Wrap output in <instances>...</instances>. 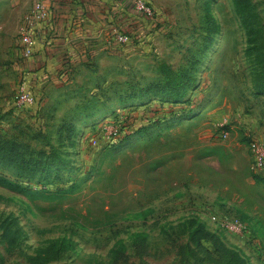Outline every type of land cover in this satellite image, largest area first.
<instances>
[{"label":"rangeland","instance_id":"rangeland-1","mask_svg":"<svg viewBox=\"0 0 264 264\" xmlns=\"http://www.w3.org/2000/svg\"><path fill=\"white\" fill-rule=\"evenodd\" d=\"M148 1L121 56L38 88L32 106L13 103L19 72L1 68L0 140L64 163L27 172L0 157V264H264V170L249 152L264 144V0L249 28L232 0ZM161 65L194 76L184 103L138 101Z\"/></svg>","mask_w":264,"mask_h":264},{"label":"crops","instance_id":"crops-1","mask_svg":"<svg viewBox=\"0 0 264 264\" xmlns=\"http://www.w3.org/2000/svg\"><path fill=\"white\" fill-rule=\"evenodd\" d=\"M35 1L0 0V71L8 63L19 79L26 77L33 94L45 85L63 83L71 72L87 71L92 61L121 56L113 51L119 47L113 42L114 30L131 35L143 31L133 0H40L48 17L37 25L33 53L26 59L19 34Z\"/></svg>","mask_w":264,"mask_h":264},{"label":"trees","instance_id":"trees-1","mask_svg":"<svg viewBox=\"0 0 264 264\" xmlns=\"http://www.w3.org/2000/svg\"><path fill=\"white\" fill-rule=\"evenodd\" d=\"M232 5L234 12L241 17L242 23L246 28H249L255 17L254 5L251 0H232ZM160 72L163 77L159 83L147 86L138 101H141L142 104H146L150 99L159 101L160 104L164 102H172L171 104L184 103L186 98H188V91L194 87V76L187 70L175 71L166 65L160 66ZM64 128L70 131L69 134L74 130L72 123L64 124ZM0 157L15 163L20 169H24L27 172L30 170H36L40 173L50 172L51 170L57 172V169L59 170L60 166L64 163V160L54 150H50L49 153L39 151L34 157L32 154H25L20 151L13 141L3 140H0ZM252 178L256 182L263 181V177L255 173L252 174ZM0 182L6 183L7 181L0 179ZM194 222L191 221L188 225L190 227L195 226L193 233L200 237L204 231L200 224H195ZM9 244L14 245L13 243ZM197 245H200V243H197ZM37 260V263L42 264L50 259L42 256L37 258Z\"/></svg>","mask_w":264,"mask_h":264},{"label":"built area","instance_id":"built-area-1","mask_svg":"<svg viewBox=\"0 0 264 264\" xmlns=\"http://www.w3.org/2000/svg\"><path fill=\"white\" fill-rule=\"evenodd\" d=\"M134 9L144 16H152L154 9L148 0H133ZM48 12L40 0L33 3L29 13L24 19L19 38L21 43L22 57L28 59L32 56L35 46V33L37 25L47 20ZM114 42L119 46H127L131 38L127 33L114 30L112 33ZM13 103L17 106H32L36 103L35 94L29 88L26 77H21L15 87L13 94ZM112 135H118V128L112 126L110 130ZM249 152L252 159V170L260 172L264 170V144L257 139H252L249 143ZM212 223L221 231L232 235H244L247 233V225L239 217H218L211 215Z\"/></svg>","mask_w":264,"mask_h":264}]
</instances>
